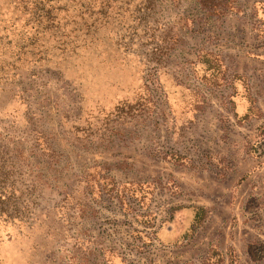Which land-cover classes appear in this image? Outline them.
<instances>
[{
    "label": "rangeland",
    "instance_id": "obj_1",
    "mask_svg": "<svg viewBox=\"0 0 264 264\" xmlns=\"http://www.w3.org/2000/svg\"><path fill=\"white\" fill-rule=\"evenodd\" d=\"M217 2H159L162 60L0 33V264H264V0Z\"/></svg>",
    "mask_w": 264,
    "mask_h": 264
},
{
    "label": "trees",
    "instance_id": "obj_2",
    "mask_svg": "<svg viewBox=\"0 0 264 264\" xmlns=\"http://www.w3.org/2000/svg\"><path fill=\"white\" fill-rule=\"evenodd\" d=\"M160 1L0 0V17L8 16L0 18V33L11 44L12 76L40 67L44 52H57L65 61L99 48L105 40L128 51L145 43L157 49L162 60L176 38L171 36V43L166 42L163 25L152 20ZM195 1L199 5L209 2L213 13H221L216 9L218 0Z\"/></svg>",
    "mask_w": 264,
    "mask_h": 264
},
{
    "label": "crops",
    "instance_id": "obj_3",
    "mask_svg": "<svg viewBox=\"0 0 264 264\" xmlns=\"http://www.w3.org/2000/svg\"><path fill=\"white\" fill-rule=\"evenodd\" d=\"M237 107H236V114L238 117H247L250 116V107L247 106V101L244 100L242 97H238L237 99Z\"/></svg>",
    "mask_w": 264,
    "mask_h": 264
}]
</instances>
